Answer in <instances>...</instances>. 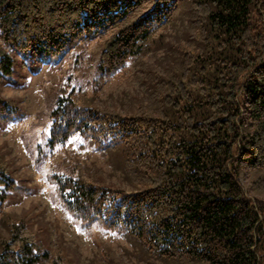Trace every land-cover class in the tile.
Masks as SVG:
<instances>
[{
    "label": "trees",
    "instance_id": "trees-1",
    "mask_svg": "<svg viewBox=\"0 0 264 264\" xmlns=\"http://www.w3.org/2000/svg\"><path fill=\"white\" fill-rule=\"evenodd\" d=\"M178 9L190 44L162 37ZM105 35L86 64L84 45ZM160 49L170 62L144 70L145 107L121 114L85 102L89 87L100 91ZM26 54L85 63L46 118L49 150L63 154L47 181L81 228L178 264H264V0H0V86ZM25 116L0 89V121ZM88 149L112 154L136 189L94 178L79 157ZM17 188L0 154V197ZM6 227L0 264H69L23 218Z\"/></svg>",
    "mask_w": 264,
    "mask_h": 264
},
{
    "label": "rangeland",
    "instance_id": "rangeland-1",
    "mask_svg": "<svg viewBox=\"0 0 264 264\" xmlns=\"http://www.w3.org/2000/svg\"><path fill=\"white\" fill-rule=\"evenodd\" d=\"M186 18L187 11H176L174 23L161 31L165 42L190 44ZM107 37L94 38L84 45L88 55L86 64L89 54L96 55ZM164 50L150 53L146 65L131 66L125 75L106 83L98 92L89 87L85 102L121 114L134 113L140 106L145 107L151 97L144 70L168 64L170 59ZM19 57L14 72L0 86L2 95L16 99L26 113L19 121H0V154L10 164L18 183L16 190L10 191L4 199L0 197V236L9 235L6 227L9 217L23 218L37 233L40 246L50 253L59 248L64 250L69 264H178L148 254L131 238L109 234L97 227L81 228L59 206L46 174L50 166L62 162L63 154L53 155L49 150L46 118L52 95L67 76L81 80L85 63L74 70L71 56L42 60L38 54ZM36 66L41 68L35 71ZM79 157L86 160L87 171L94 178L129 191L136 189L134 180L112 154L88 149ZM262 173L264 171L257 176ZM249 181L250 178L244 180V184Z\"/></svg>",
    "mask_w": 264,
    "mask_h": 264
}]
</instances>
